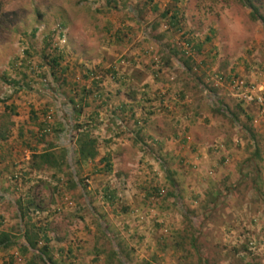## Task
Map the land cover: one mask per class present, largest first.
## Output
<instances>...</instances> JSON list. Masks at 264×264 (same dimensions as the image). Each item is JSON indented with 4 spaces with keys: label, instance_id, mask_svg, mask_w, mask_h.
Returning a JSON list of instances; mask_svg holds the SVG:
<instances>
[{
    "label": "rangeland",
    "instance_id": "1",
    "mask_svg": "<svg viewBox=\"0 0 264 264\" xmlns=\"http://www.w3.org/2000/svg\"><path fill=\"white\" fill-rule=\"evenodd\" d=\"M251 1L264 17V0ZM175 8L181 26L178 31L168 27L169 12L160 15L165 9ZM185 39L190 44L202 42V50L200 53L193 51V57L176 55L178 59L189 55L193 61L188 60L189 72L181 69L170 50L180 51ZM142 45L144 49L138 51L140 59L137 61L140 68H134L136 76L149 75L147 83L157 87L155 90L164 89L171 75L186 81L180 85L186 99L198 93L195 107L210 113L212 120L218 122L216 125L222 127L223 144L231 155L230 163L219 172L206 167L202 173L197 169L199 164L197 167L185 161L186 167L179 170L184 166H180L181 162L176 159L179 157L170 144L162 156H153L146 146L141 150L138 146L127 151L118 150V154L127 152L128 158L127 163H117V169L130 177L92 174L90 171L101 163L93 165L92 160L78 167L72 153L67 154L64 158L67 164H61L58 168L62 170L56 174L53 168L39 171L31 168V145H39L34 146L40 151L46 149L48 137L52 132L55 134V120L58 118L68 124L62 106L68 96L78 100L82 95L79 86L87 83L81 79L83 70L88 69L93 76L109 83L110 78L104 73L107 65H114L118 74L125 73L127 52ZM197 54L199 59L206 58L200 65L196 62ZM55 55L59 56V65L53 78L45 61ZM206 62L210 64L207 68L221 76L234 72L247 80L264 79V27L249 17L248 8L238 0H0V125L10 129L20 123L23 129L27 144L21 145L17 157L22 162L16 180L19 196L33 200L28 213L30 222L45 227L55 264H118V257H123L127 264L143 261L149 264H264V121L255 113V108H248L252 105L227 96L224 87L208 80L204 72L207 68L201 69ZM59 68L63 69L61 73ZM21 72L27 76L24 79L27 87L14 88L17 84L7 83L8 77L19 79ZM195 77L197 82L193 86L190 82ZM73 83L77 87L75 93L70 89ZM178 84L169 85L165 93L175 90ZM203 90L210 94V99ZM183 93L178 94V101ZM216 100L222 110L217 108ZM48 103L59 104V107L45 108ZM3 105L13 107V114L9 109L4 110ZM83 111L87 113L88 110ZM235 119L242 126L236 131L233 129ZM36 122L37 140L27 130L35 132V127L30 128L29 123ZM88 122L92 124L93 121ZM44 124L49 127L48 133L40 131V125ZM56 132L63 135L62 130ZM207 132L212 136L216 131ZM72 148L69 143L65 149L70 152ZM151 148L157 151L159 145ZM51 150L56 156L61 153V147ZM138 153L141 157H137L136 163L133 156ZM140 166L147 169L145 175L140 176ZM149 166H154V170H148ZM132 169L137 172L128 173ZM74 171L76 175L71 176ZM27 172L29 180L24 178ZM73 177L85 182L84 195L78 187H70L67 179L73 181ZM170 180L177 185L175 197L144 198V188L155 185L165 192L170 189ZM105 183L120 187L121 192L115 200L116 211L104 208L99 193ZM130 191L131 203H128L126 194ZM66 194L68 198L64 199ZM83 197L93 206L95 215L88 208H75L87 203ZM2 201L0 211L5 220L2 227L18 243L26 218L19 220L14 204L6 198ZM188 218L197 226L198 252L188 248L183 256V250H175L169 244L161 246V235L181 230ZM17 247L15 244L8 250L14 248L18 254ZM14 260L13 264H23L22 259Z\"/></svg>",
    "mask_w": 264,
    "mask_h": 264
},
{
    "label": "crops",
    "instance_id": "2",
    "mask_svg": "<svg viewBox=\"0 0 264 264\" xmlns=\"http://www.w3.org/2000/svg\"><path fill=\"white\" fill-rule=\"evenodd\" d=\"M205 39L208 40L209 37L205 36ZM143 49L144 46L142 45L139 46L137 49H134L132 47L131 51L128 50V61L126 63L128 68L125 70V73L118 74L114 71V68L116 67L109 63L106 68L110 69L111 73H109L108 71H105L104 73L107 74L112 80L108 78L109 83H104L106 81H103L102 78H100L101 83L99 84L98 89H92L89 95L87 96V99H85L82 103L81 112L85 113L83 110H88V113L92 112L93 114V122L92 124L89 123L92 125V128H90L91 132L89 129L88 133L91 137L95 139L97 155L93 158L94 163L92 164L95 165V162L99 163V157L106 155L111 161V171L108 176L120 178H124V176L130 177L129 174L124 175L117 169V163L119 164L121 161L127 163V152L124 151H127V149L132 146H138V150H141L142 147L146 146V149L147 147H150V154H152L153 156H162L163 154H166V148L169 149V146L171 144L172 148L175 150V155L179 157L176 159L178 160V162H181L180 166H184L179 170H183L186 167L185 161H187L190 163H194L197 167L199 164L200 166L197 169L202 171V173L203 168L206 167H209L212 170L215 169L217 172H219L224 167V165H226L228 162L230 163L231 161V155L229 151L226 150V147L223 144L224 139L222 127L216 125L218 124V122L215 123L212 120V115L210 113L208 114V112H202L195 107L196 103L199 101L198 93L193 94L192 96L190 95L191 98L186 99L185 93H183L184 90L180 87V85H183L186 81H183L182 79H179L173 75L169 76L170 82L169 84L165 85V90L170 89L168 88L169 85L171 86L173 84H179L177 85V88L175 90L173 89L169 93H165V90L162 89L163 87H160L159 89L155 90V88L157 87H153L151 83H147L149 75H147L145 78H143L144 76L141 75L138 76V74L136 76V71L134 70V68H140V65L137 64V61L140 59V56H138L139 52ZM201 50L202 42L198 44V49L191 50V53L189 52V54L192 56L193 51L200 53ZM197 55L198 58L196 59V62L200 65L203 63V61L206 60V58L203 56L199 59V54ZM205 64V68L201 67L203 71L208 66H210L208 62H206ZM204 72L206 73V76H209L208 80L211 81V83L213 84L216 83L217 78L219 77V82L216 84L220 85L221 87H224L226 92L225 94L230 97H233L231 83L235 79L242 80L243 82L254 81L243 79L237 76L234 72L228 73L227 75H223L224 77L221 76V74L218 72H212L209 68H207ZM196 82L197 79L195 77L193 81L191 80L190 84L194 86ZM20 89H23V87ZM202 92H204L206 94L205 96H208L209 99L211 98L210 94H208L206 90H203ZM182 93V99H179L178 101V94L182 95ZM180 102L181 104L183 102L186 103H184V105L178 106V103ZM49 104L52 105L47 106ZM65 104H67L66 101ZM65 104H63L62 106L65 114L67 113L64 119L68 120L69 110L67 108V105ZM215 104L216 106L219 105V101L217 104L216 100ZM29 105L33 108L32 104ZM47 105L45 106V108H51V110L54 108L57 109L59 107V104L55 103H48ZM185 107L186 109H184ZM249 107L255 108L253 105L248 106V108ZM180 109H183L184 111ZM40 111L43 110L40 109ZM255 111L253 110V112ZM82 120L88 121V118L84 117L83 114L80 113L77 121L79 122ZM234 122L236 125H234L233 129L235 131L237 130V128L241 129L242 126L239 125L240 123L236 119L234 120ZM29 124H31L29 125L30 128L35 127V132L31 129L27 130H30L29 132H31L34 139L37 140L35 137L38 123L36 122ZM251 124L253 125V123ZM60 125V128L57 127L56 123H54L53 125L55 134H53L52 132L53 135L51 134L48 137L50 138L49 141H51H48V143H46L49 144L50 149H56L59 147L65 149L66 145L69 143L73 145L72 140L70 138L71 132L69 131L68 124L62 123ZM215 125L218 129L215 128ZM11 128L12 126L10 127V129ZM249 128L250 126L247 129ZM10 129H8L7 137L4 140H0V208H3L1 203L4 204L2 200H4L5 198L8 199V201L12 202L14 204V207H16L15 200L20 195V188L17 185L16 180L18 178L17 175L21 173L22 168V162L17 157L18 153L22 149L21 145L27 144L24 140V136L21 131L23 129L21 128L20 123H15L13 128L11 130ZM213 129L216 132L212 136H217L215 138L209 139L212 136H210L207 131ZM58 130L63 131L62 136L57 134L58 132L56 131ZM40 131L48 133V125H40ZM234 135L235 134H232V136ZM57 138L58 140H56ZM34 145L35 144L31 145V149L36 152L40 151L38 148L35 147L39 145ZM155 145H159L157 151L151 148ZM121 148L126 150L118 154V150H121ZM142 151L144 152V150ZM138 156L141 157L139 153L136 154V157L135 155L133 156L134 161L136 163ZM181 157H183L182 161ZM145 159L146 158L142 160ZM65 160L67 161V159ZM150 161L152 162L151 159ZM150 161H148V163ZM146 164L147 163H145V166ZM96 166L98 167V165ZM43 168H39L37 171L42 170ZM150 169L154 170V166H149L148 170ZM136 170L137 169H132L128 171V173L135 174V172H137ZM145 170L147 171L146 168ZM145 170H143L140 166V176L146 174ZM28 173L29 172H27V174ZM100 175L103 176V174ZM28 176L29 174L26 175L24 178L29 180L30 178ZM110 188H113V190H115L116 198H114V201L112 202H102L105 203V209L109 208L110 210L116 211L115 205L117 204L115 200L118 198V195L121 190L120 187L110 186ZM227 188H229V185L226 187V189ZM129 194H132L131 191L128 192L126 196L128 197ZM6 195H8L9 197H7ZM11 196H14L13 200L11 199ZM63 198H68V194L64 195ZM128 203H131V198L129 197ZM81 206L84 209L87 208L84 203L80 204L79 207L75 206V208L83 209ZM130 208H132L131 205ZM130 208H128V210H130ZM1 212L2 211H0V231H5V229L2 227V224H4L3 221L5 220L3 219V214L1 215ZM114 215H116V213H114ZM143 220H145V218H143ZM1 251L3 250H0V264H9L5 262L9 254L10 256H13L14 259H22L23 264L25 262V257H28L24 255L21 256L18 253L21 256V258H18L19 256L18 254H16L14 248L8 250L6 253H3Z\"/></svg>",
    "mask_w": 264,
    "mask_h": 264
},
{
    "label": "trees",
    "instance_id": "3",
    "mask_svg": "<svg viewBox=\"0 0 264 264\" xmlns=\"http://www.w3.org/2000/svg\"><path fill=\"white\" fill-rule=\"evenodd\" d=\"M243 6L248 8V15L251 19L253 20H258L262 26L264 27V17L258 12V6L252 3L251 0H238ZM155 9V6H153ZM167 12H169V15L166 17L167 18V24L168 27L173 29L174 31H178L181 29V26L179 24V15L177 13V9H172L171 11H168L167 9L164 10L163 13H160V15L164 16ZM35 29V28H34ZM182 48H180V51H175V49H170L171 56L173 59L176 61V63L181 67V69L185 72H189L190 66L188 64V60H191L189 58V55H186L187 58L183 59L180 57L178 59L176 57L177 54H189L191 53V50H196L198 49V44H190L189 40L185 39L183 40L182 43ZM195 48V49H193ZM165 51H167L168 48H163ZM169 50V51H170ZM179 52V53H178ZM26 53V51H25ZM58 58L59 56H52L49 57L45 61V65L49 67L50 71L49 74L54 78L55 75V68L59 65L58 63ZM166 62V61H165ZM193 62V61H192ZM60 73L62 72V68H59ZM109 73H111L110 69H107ZM20 72V71H18ZM19 79H12V78H7V83L9 85H16L14 88H22V87H27V82L24 81L25 78H27L26 74L24 72L19 73ZM81 79L86 83V85H81L79 86L81 96L78 97V100H74V96H68L66 99L65 105H67V108L69 110L68 116H69V121L71 122L73 120V125H70V122L68 121V128L69 131L73 129V133H71L70 138L73 143V148L71 151H67L64 148H61V153H59L57 156L54 154V152L49 149V147H46V149H43L41 151H34L31 150L30 153V167L33 169H39V168H53V173L56 174V172H59V170H62L58 168L61 164H67L65 162L64 158H66L67 154L69 155L72 153V159L74 163L79 167L80 164L82 165L83 163L87 161H92L93 158L97 155V149H96V144H95V139L91 137L88 133V129H90V125L88 121L93 120V114L92 112L90 113H83L84 117L88 118V121H84L83 123L78 122V116L81 113V106L82 103L85 99H87V96L91 92L92 89H98L99 84L101 83L100 77H96L95 75L93 76L90 70L84 69L81 75ZM19 82H22L19 86ZM71 91L74 92L77 87L73 83V88H70ZM84 98V99H83ZM1 101V100H0ZM79 101V102H78ZM240 102V101H238ZM241 103V102H240ZM69 104V105H68ZM4 106L5 109H9V112L13 114V107H7L6 105ZM220 110H222V105H217ZM226 110H224V113ZM246 119H249V115L246 116ZM57 127H61L60 124L62 122L57 118L55 120ZM87 125V126H86ZM7 132L8 129L5 128L4 126H0V140H4L7 137ZM99 163H101L100 167L92 169L90 172L92 174L94 173H101L103 175H108L111 171L110 167V161L108 159V156H101L98 159ZM101 161V162H100ZM76 175V172L74 171L71 176ZM67 179V181L70 182L69 185L70 187H78L81 189V194L84 195L83 189H85V182L81 178H72ZM56 180L60 181V177L56 176ZM171 181V180H170ZM68 185V184H67ZM170 189L166 190L163 192L161 187H155L153 186H147L146 188L143 189V196L147 200L148 199H155V198H165L167 196L170 197H175L177 194V185L174 184L172 181L169 182ZM100 197L103 201L106 202H112L114 201V198H116L115 195V190L113 188H110V185L107 183L103 184L102 187H100ZM83 201H86V197H83ZM86 203V202H85ZM33 204L32 199L28 198H23L18 196L15 200V205H16V212L17 216L20 219L23 217L26 218V222L23 223V226L20 230V242L17 243L13 237L9 235L7 231H0V250L6 251L9 248H11L13 245L18 244L17 247V253H19L21 256L23 253H28V257H25V263L24 264H55L54 260L52 259L50 255L51 247L49 245V237L46 235L45 227H41L40 225H36L34 222H30V217L28 215L29 213V206ZM86 207L89 209V212L94 214V208L92 205H89L87 202ZM34 207V206H33ZM95 215V214H94ZM98 216V215H96ZM186 216V212H185ZM185 225L181 230L174 229L171 234L169 235H161L160 239L162 240V245L165 246L169 244L170 246H173L175 250H183L185 256L188 253V248L194 249V251L197 253L198 248L196 246V238H195V230L196 227L192 220L189 218L185 220ZM101 227L104 229L105 226H102L99 224ZM39 243V244H38ZM114 256H117V252L113 253ZM14 257L9 256L7 257V260L5 261L6 263L13 264L14 263ZM118 264H127V261L123 257H118L117 259ZM141 264H149L147 261L141 262ZM206 264V263H203Z\"/></svg>",
    "mask_w": 264,
    "mask_h": 264
},
{
    "label": "built area",
    "instance_id": "4",
    "mask_svg": "<svg viewBox=\"0 0 264 264\" xmlns=\"http://www.w3.org/2000/svg\"><path fill=\"white\" fill-rule=\"evenodd\" d=\"M219 82V77L216 83ZM232 96L246 105H253L258 116L264 121V79L261 81L243 82L235 79L231 83Z\"/></svg>",
    "mask_w": 264,
    "mask_h": 264
}]
</instances>
